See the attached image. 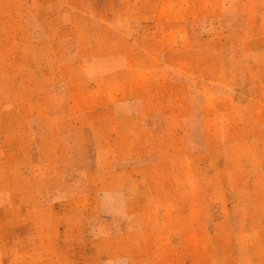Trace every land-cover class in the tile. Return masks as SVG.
<instances>
[{
	"label": "rangeland",
	"instance_id": "374dc122",
	"mask_svg": "<svg viewBox=\"0 0 264 264\" xmlns=\"http://www.w3.org/2000/svg\"><path fill=\"white\" fill-rule=\"evenodd\" d=\"M0 264H264V0H0Z\"/></svg>",
	"mask_w": 264,
	"mask_h": 264
}]
</instances>
